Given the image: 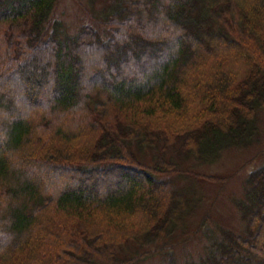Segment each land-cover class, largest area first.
<instances>
[{"label": "trees", "instance_id": "16d2710c", "mask_svg": "<svg viewBox=\"0 0 264 264\" xmlns=\"http://www.w3.org/2000/svg\"><path fill=\"white\" fill-rule=\"evenodd\" d=\"M59 1L0 0V264H264V165L197 262L169 177L264 109V0H89L76 31Z\"/></svg>", "mask_w": 264, "mask_h": 264}, {"label": "rangeland", "instance_id": "374dc122", "mask_svg": "<svg viewBox=\"0 0 264 264\" xmlns=\"http://www.w3.org/2000/svg\"><path fill=\"white\" fill-rule=\"evenodd\" d=\"M88 3L89 0H60L57 16L64 20L71 31H76L82 24L88 23L82 12ZM99 6L100 4L97 8ZM94 59L92 57L90 60ZM147 67L149 66L143 64L139 69L144 71ZM153 154L158 152L155 151ZM171 157L178 165V169L187 172L181 176L174 174L169 177L172 178L176 189H186L193 207L187 219L185 238H188V245H183L186 248L180 246L175 253L180 263L186 260L197 262L206 253V247L211 245L210 239L216 234L217 237L222 235L220 229L233 232L246 230L238 204L245 199L251 173L264 165V109L257 120L251 123L245 138L234 147L226 149L217 162L201 164L193 158L183 160L174 155ZM151 158H147V162H150ZM214 177H219L220 180L213 181ZM59 185L60 183L55 180L51 181L50 187L55 188ZM204 220V226L200 227ZM162 247L153 244L146 247L145 251H158ZM167 257V253H152L138 264H164Z\"/></svg>", "mask_w": 264, "mask_h": 264}]
</instances>
